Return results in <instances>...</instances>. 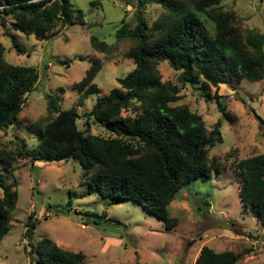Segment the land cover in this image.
<instances>
[{
    "label": "trees",
    "instance_id": "1",
    "mask_svg": "<svg viewBox=\"0 0 264 264\" xmlns=\"http://www.w3.org/2000/svg\"><path fill=\"white\" fill-rule=\"evenodd\" d=\"M123 1L135 8L136 23L131 29L122 25L114 35L117 40L135 41L124 53L134 68L118 78V87L96 97L85 113L83 128L78 125L75 108H60L62 88L58 93H46L47 109L56 114L35 133L36 146L27 150L22 144L15 154L0 148V164L12 172L18 157L33 163H61L75 158L84 169L81 185L87 186L85 195L99 193L110 201H132L160 219L169 231L178 223L168 214V205L178 191L192 179L218 172L217 165L208 163L207 154L209 148L222 141V136L220 121L207 130L199 114L186 105L174 104L180 88L162 81L158 65L166 62L179 71L182 85L198 84L205 101L215 100L219 112L229 119L222 96L216 92L211 95L210 87L264 80V33L240 29L236 14L221 8L224 0ZM150 2L160 3L166 11L153 23L142 14ZM6 19L13 30L40 41L54 35L58 24H85L83 13L75 10L70 0H0L1 26L5 27ZM89 43L95 51H111L105 41L94 35L89 37ZM12 45L17 54L24 53L16 41ZM101 68L99 58L92 60L84 76L73 84L78 106L91 94L99 93L94 78ZM37 81L36 67L9 64L0 55V130L14 124ZM251 112L259 126L264 125L263 119L254 110ZM92 124L111 136L90 133ZM235 165L241 178L242 207L250 210L264 227V153L240 159ZM14 186L0 180V241L9 231L16 205ZM81 214L84 224H121L106 213ZM24 246L36 255L37 264H87L82 252L65 250L48 237L36 245L28 242ZM241 258V254L216 252L203 245L194 264H236Z\"/></svg>",
    "mask_w": 264,
    "mask_h": 264
},
{
    "label": "rangeland",
    "instance_id": "2",
    "mask_svg": "<svg viewBox=\"0 0 264 264\" xmlns=\"http://www.w3.org/2000/svg\"><path fill=\"white\" fill-rule=\"evenodd\" d=\"M70 2L83 13L85 24H58L55 34L47 35L49 38L45 40L13 30L9 19L5 27L0 25V55L4 61L34 66L38 72V81L26 95L17 120L0 130V148L6 152L15 154L22 144L27 150L36 146L35 133L56 114L47 109L46 93H58L62 88L60 108H75L79 113L78 125L83 128L85 113L96 97L118 87V78L134 68L133 61L125 58L124 53L135 41L117 40L114 34L122 25L134 27L135 8L123 0ZM221 8L236 14L240 29L264 33V0H224ZM165 12L155 2L147 3L142 10L150 23ZM91 35L105 41L111 51L92 49ZM13 40L24 50L23 54L16 53ZM96 58L102 61V68L94 78L99 93L91 94L78 106L73 84ZM158 70L162 81L180 88L174 104L186 105L199 114L207 130L221 122L222 141L209 148L207 154L208 163L217 165L218 172L192 179L178 191L168 205L169 216L178 220L176 227L166 230L160 219L132 201H110L99 193L85 195L87 186L81 185L84 169L75 158L61 163H33L18 157L12 172L0 164V180L14 183L12 189L16 190L9 231L0 241V264H37L36 255L29 252L30 247L25 250L24 245L28 242L36 245L44 237L65 250L82 252L87 264H194L203 245L216 252L241 254L236 264H264V227L250 210L242 207L241 178L235 167L240 159L264 153V125L259 126L251 112L254 110L264 121V80L211 86V95L216 92L222 96L221 102L229 113V119H225L215 100L205 101L201 96L198 84L179 83V71L166 62L159 63ZM90 133L111 136L95 124L91 125ZM84 211L106 213L121 224L110 221L84 224L85 217L81 214ZM29 221L35 224L30 225Z\"/></svg>",
    "mask_w": 264,
    "mask_h": 264
},
{
    "label": "water",
    "instance_id": "3",
    "mask_svg": "<svg viewBox=\"0 0 264 264\" xmlns=\"http://www.w3.org/2000/svg\"><path fill=\"white\" fill-rule=\"evenodd\" d=\"M32 229H33V226H31V227L27 230V237H28V238L31 237Z\"/></svg>",
    "mask_w": 264,
    "mask_h": 264
}]
</instances>
